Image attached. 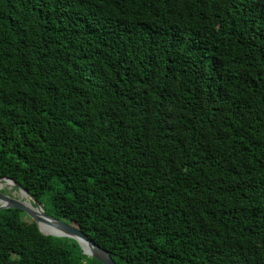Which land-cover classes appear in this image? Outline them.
<instances>
[{
    "label": "trees",
    "instance_id": "trees-1",
    "mask_svg": "<svg viewBox=\"0 0 264 264\" xmlns=\"http://www.w3.org/2000/svg\"><path fill=\"white\" fill-rule=\"evenodd\" d=\"M0 178L115 264H264V0H0ZM24 216L0 264H100Z\"/></svg>",
    "mask_w": 264,
    "mask_h": 264
},
{
    "label": "water",
    "instance_id": "water-1",
    "mask_svg": "<svg viewBox=\"0 0 264 264\" xmlns=\"http://www.w3.org/2000/svg\"><path fill=\"white\" fill-rule=\"evenodd\" d=\"M0 185L15 187L24 196H27V200L21 201L15 197H6L0 194V211L3 210H17L22 212L28 219H30L37 227L38 231L44 236H50L55 238H66L74 240L80 247L82 254L96 260L100 264H115L111 259L108 252L97 246L90 238H88L84 233L80 232L76 228L64 223L61 220L48 216L40 204L34 200L25 189L19 184L11 181L10 179L0 178ZM23 196V197H24ZM46 224L56 229L59 234L47 235L44 234L40 229V224ZM80 240L85 242L90 248V253L83 251Z\"/></svg>",
    "mask_w": 264,
    "mask_h": 264
},
{
    "label": "rangeland",
    "instance_id": "rangeland-1",
    "mask_svg": "<svg viewBox=\"0 0 264 264\" xmlns=\"http://www.w3.org/2000/svg\"><path fill=\"white\" fill-rule=\"evenodd\" d=\"M0 194L6 197H15L17 199H20L21 201L27 200V196H24L18 189H16L15 187H9V186H3L0 185ZM24 196V197H23ZM42 208V207H41ZM43 209V208H42ZM45 212V210H43ZM47 211V215L50 216L49 214V209L46 208ZM51 217V216H50ZM24 218L26 219L27 217L24 216ZM84 252H88L87 250H85L84 248H82Z\"/></svg>",
    "mask_w": 264,
    "mask_h": 264
},
{
    "label": "bare ground",
    "instance_id": "bare-ground-1",
    "mask_svg": "<svg viewBox=\"0 0 264 264\" xmlns=\"http://www.w3.org/2000/svg\"><path fill=\"white\" fill-rule=\"evenodd\" d=\"M40 229H41V231L44 234H47V235H56V234H59V232L56 229H54L51 226L46 225V224H42L41 223L40 224ZM80 245L86 247V249L88 251L87 253H90V248L88 247V245L85 242H83L82 240H80Z\"/></svg>",
    "mask_w": 264,
    "mask_h": 264
}]
</instances>
